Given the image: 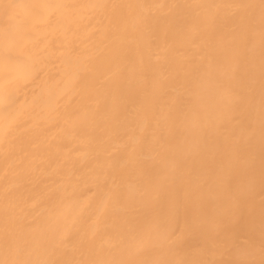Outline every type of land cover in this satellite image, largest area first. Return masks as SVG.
<instances>
[{
	"label": "bare ground",
	"instance_id": "bare-ground-1",
	"mask_svg": "<svg viewBox=\"0 0 264 264\" xmlns=\"http://www.w3.org/2000/svg\"><path fill=\"white\" fill-rule=\"evenodd\" d=\"M0 264H264V0H0Z\"/></svg>",
	"mask_w": 264,
	"mask_h": 264
}]
</instances>
